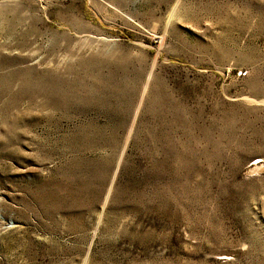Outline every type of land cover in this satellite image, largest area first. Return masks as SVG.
<instances>
[{"label":"rangeland","instance_id":"1","mask_svg":"<svg viewBox=\"0 0 264 264\" xmlns=\"http://www.w3.org/2000/svg\"><path fill=\"white\" fill-rule=\"evenodd\" d=\"M0 264H264V0H0Z\"/></svg>","mask_w":264,"mask_h":264}]
</instances>
